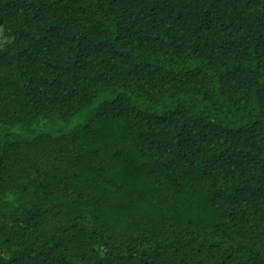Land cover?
Here are the masks:
<instances>
[{
  "label": "trees",
  "instance_id": "trees-1",
  "mask_svg": "<svg viewBox=\"0 0 264 264\" xmlns=\"http://www.w3.org/2000/svg\"><path fill=\"white\" fill-rule=\"evenodd\" d=\"M0 264H264V0H0Z\"/></svg>",
  "mask_w": 264,
  "mask_h": 264
}]
</instances>
